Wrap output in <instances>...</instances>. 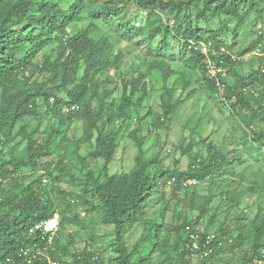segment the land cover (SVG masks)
<instances>
[{"label": "trees", "instance_id": "obj_1", "mask_svg": "<svg viewBox=\"0 0 264 264\" xmlns=\"http://www.w3.org/2000/svg\"><path fill=\"white\" fill-rule=\"evenodd\" d=\"M117 2H123L124 6L135 3L147 12L146 23L134 28L130 20L126 21L128 28L125 32L135 29L147 33L148 38L154 40L162 30L164 36L160 49L165 47L168 36L175 33L171 20H164L161 13H183L190 24L180 36L185 66L190 69L181 73L184 85L187 87L194 72H199L208 89L226 104L220 96L217 80L208 75L205 60L209 56L226 72V76L219 73V78L225 83L226 105L234 113L241 115L251 110L254 115L258 114L253 106L255 100L259 108H264V97L254 100L249 92L255 83L264 86V65L241 78L239 83H232L228 67L235 69L237 60L223 50L219 40L228 31V25L225 23L223 29L214 31L198 26L199 22H207L210 17L221 16L235 17L240 23L244 15L258 9L264 11V0H104L100 3L97 0H0V264H103L99 251L86 248L71 252L59 243L60 233L67 223L73 219L83 220L77 214L73 219L63 214L71 206V202L62 197L66 194L63 189H59L60 197H55L54 192L43 185L44 176L53 175L50 168L21 189L2 193L6 179L18 176L23 167H39L40 161L52 154L54 144L64 136L63 125L76 117L84 121L80 141L90 145L88 154L81 160L84 163L87 160H103L98 169L89 168L77 179L83 192L80 198L91 205L88 212L97 210L101 213L102 222L114 227L111 247L116 256L110 264H190L194 257L198 259V264H214L224 251L239 247L245 236L251 238V247L237 264H264V241L261 242L264 217L255 219L254 229L245 235L242 230L245 222L238 215L235 216L239 221L237 228L225 229L224 223L211 228L218 215V207H215L216 212L207 219L204 228H200V221L209 213L205 206L200 208L196 219L185 217L172 222L173 230L165 229L162 222L167 204L157 218H147L152 203L162 199L155 198L160 179L164 183L174 180L173 194L176 197L180 189L198 186L211 178L213 170L229 162L214 145L209 144L207 155L202 152L193 154L194 143L181 145L179 150L182 155L192 158L188 168L181 169L180 160L176 159L172 168L164 170L158 166L156 158L146 157L145 138L137 136L138 125L129 134L138 146L134 167L128 172L109 173L119 141L129 128L130 118L144 107L149 94L147 71L142 70L137 77L124 79L120 101L111 99L113 90L98 79L99 74L120 61L118 56L111 57L109 37L96 36L103 27L111 29L115 19L123 13L124 6ZM242 9H245L243 14ZM193 14L196 25H192ZM154 16L159 20L152 21ZM86 18L90 19L89 23L78 28L77 25ZM71 28L74 29L70 31ZM260 37L264 39V34ZM202 42L209 44L208 55L199 49ZM192 43L198 47L192 46ZM49 47L51 52L45 53L40 63L36 62L37 54ZM37 73L48 76L42 81L33 79ZM172 74V70H167L166 76ZM166 90L172 96V90ZM40 103L45 104L51 121L44 136L37 138L36 133L46 118L39 109ZM179 103H165L164 114L157 118L151 129L160 126L162 119L168 117ZM26 117L38 119L39 123L29 129V123L24 122ZM151 129L148 128L149 131ZM18 135L22 136L29 154L26 160L20 153L14 154L5 146L1 147ZM255 140L263 141V136L256 134ZM61 143L59 141L57 145ZM212 148L214 150L211 151ZM55 167L65 171L63 161ZM188 180L196 182L185 185ZM58 203L61 206L57 207ZM58 208L60 228L52 243L48 244V237L43 239L39 234L30 236V228L53 217ZM141 222L151 224L148 233L130 250L126 240L128 229ZM235 231L240 233L232 239ZM195 242H198V248L194 247ZM45 246L47 253L34 258L33 250ZM156 254L162 259L155 260Z\"/></svg>", "mask_w": 264, "mask_h": 264}, {"label": "rangeland", "instance_id": "obj_2", "mask_svg": "<svg viewBox=\"0 0 264 264\" xmlns=\"http://www.w3.org/2000/svg\"><path fill=\"white\" fill-rule=\"evenodd\" d=\"M102 1L104 0H97V3ZM117 3L124 6L123 2ZM123 8V13L115 19L111 29L103 27L96 33L97 37L104 35L109 37L112 45L111 57L114 59L118 56L120 59L116 66L99 74L98 79L107 88L113 90L111 99L120 101L124 79L137 77L142 70L147 71L149 94L144 101V107L134 112V116L130 118L129 128L123 132L109 173L128 172L134 167L138 146L129 134L138 125L140 130L137 131V136L145 138L146 157L156 158L158 166L164 170L172 168L176 159L180 160L181 169L188 168L192 158L182 155L179 150L181 145L188 146L194 143L193 154L202 152L203 155H207L209 144H212L215 149L226 155L229 162L213 170L211 178H207L198 186L192 185L190 188L180 189L176 197L173 194L172 181L164 183L163 179H160L159 191L155 198L162 197V199L152 203L147 218L151 220L157 218L164 204H167L162 222L165 229L173 230L172 222L181 221L185 217L196 219L200 208L205 206L209 209V213L201 219L200 228L205 227L207 219L218 209V215L211 225L212 229L222 223L225 229L237 228L239 221L235 219V216L238 215L245 222L242 228L245 235L254 229L255 219L260 220L264 217V108H259L255 100L256 97H264V86L261 83H255L249 91L252 93L251 99L255 100L253 106L258 111L256 115L251 110L244 111L241 115L234 113L230 106L224 104L215 93L208 89L199 72H194L186 87L181 73L190 69L185 66L180 36L190 24L184 14L161 13L164 20L167 18L171 20L170 25L175 27V33L168 36L165 47L160 49V41L164 36L162 30L154 40H150L147 33H140L135 29L125 32L128 28L125 25L126 21L130 20L134 28L139 27L147 22V12L135 3H129ZM244 12L245 9H242L241 14ZM194 14L192 25L197 24ZM151 20H159V18L154 16ZM89 21L90 19L86 18L77 27L81 28ZM225 23L228 25V31L219 37V40L223 50L237 60L235 69L230 70L228 67V77L232 83H239L241 78L264 65V39L260 37L264 34V11L261 9L252 11L244 15L240 23L235 17L221 16L210 17L207 22H199L198 26L204 30L214 31L223 29ZM73 29L71 28L70 31ZM51 47L40 51L35 61L40 63L43 55L51 52ZM167 70H172L173 74L166 76ZM47 76L48 74L45 73H37L33 79L42 81ZM167 88L172 90V96L167 93ZM176 102L180 103L174 111L162 119L160 126L151 129L157 118L164 114L165 103ZM39 109L46 117L39 132L36 133L37 138H42L51 120L44 103H40ZM24 122H28L29 129H32L37 126L39 120L26 117ZM18 127L19 125L16 126ZM149 127L151 131L148 130ZM62 130L64 136L54 144L51 149L52 154L44 157L39 167H23L18 176L12 175L6 179L2 193L21 189L22 186L40 178L46 173L47 168H50L53 175L44 176L43 185L53 191L55 197H60L59 189H63L66 194L62 197H66L71 202L69 210H65L63 214L71 219L77 214L83 220L73 219L67 223L60 233L59 243L71 252L86 248L99 251L103 264H110L116 256L111 247L114 227L104 224L101 213L97 210L92 209L88 212L91 205L80 198L83 192L77 179L89 168L98 169L103 164V160H87L85 163L81 160V157L86 156L90 150L88 143L80 141L84 133L83 119L76 117L72 121H67ZM255 133L262 135L263 141H256ZM12 135L15 136L16 133L13 131ZM23 141L22 136L18 135L1 147L5 146L14 154L20 153L26 160L29 154ZM59 141H62L60 146L57 145ZM77 142H80L79 148H77ZM60 161H63L65 171L55 167ZM59 206L61 204L58 203L57 207ZM215 207L218 208L215 209ZM57 211L60 214V208ZM158 222H161L160 219ZM150 225V223L141 222L129 227L126 240L130 250L146 232L148 233ZM239 233L240 231H235L231 235L232 239ZM262 241H264V235ZM250 247L251 238L245 236L239 247L224 251L214 264H237L241 261L243 253ZM154 256L155 260L162 259L159 254ZM198 262V259L194 257L190 264H198Z\"/></svg>", "mask_w": 264, "mask_h": 264}, {"label": "built area", "instance_id": "obj_3", "mask_svg": "<svg viewBox=\"0 0 264 264\" xmlns=\"http://www.w3.org/2000/svg\"><path fill=\"white\" fill-rule=\"evenodd\" d=\"M208 45L209 44H207L206 42H202L199 46V49L206 55H208V52H209ZM192 46L198 47L196 46L195 43H192ZM205 62L207 63V72H208L209 77L217 80V85L219 87L220 96L223 101H226L225 103L227 104V99L225 97V91H226L225 83L221 82V78H219V73H222L223 75L226 76L225 70L222 67L217 66V64L209 56L206 58ZM195 182H196L195 180H189L185 184H193ZM59 228H60V215L56 212L53 217L35 223L30 228L29 234L30 236L39 234L42 236L43 239L48 237V244H51ZM194 247L195 248L199 247L198 242L194 243ZM27 252L28 251H26L25 253ZM46 253H47V247L45 246L44 248L38 247L36 250H33L32 255L34 258H36L40 255H45ZM259 263H262V262H259Z\"/></svg>", "mask_w": 264, "mask_h": 264}, {"label": "clouds", "instance_id": "obj_4", "mask_svg": "<svg viewBox=\"0 0 264 264\" xmlns=\"http://www.w3.org/2000/svg\"><path fill=\"white\" fill-rule=\"evenodd\" d=\"M188 181H189V180H188ZM188 181H187V182H188ZM193 184H195V183H193ZM185 185H187V184H185ZM189 185H190V184H189Z\"/></svg>", "mask_w": 264, "mask_h": 264}]
</instances>
